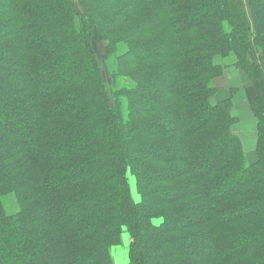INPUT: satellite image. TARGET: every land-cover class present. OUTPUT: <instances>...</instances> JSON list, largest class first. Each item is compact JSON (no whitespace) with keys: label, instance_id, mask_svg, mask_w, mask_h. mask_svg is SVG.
I'll use <instances>...</instances> for the list:
<instances>
[{"label":"trees","instance_id":"trees-1","mask_svg":"<svg viewBox=\"0 0 264 264\" xmlns=\"http://www.w3.org/2000/svg\"><path fill=\"white\" fill-rule=\"evenodd\" d=\"M247 1L0 0V264H264V0ZM228 67L257 91L253 161L216 97Z\"/></svg>","mask_w":264,"mask_h":264},{"label":"rangeland","instance_id":"rangeland-1","mask_svg":"<svg viewBox=\"0 0 264 264\" xmlns=\"http://www.w3.org/2000/svg\"><path fill=\"white\" fill-rule=\"evenodd\" d=\"M243 11L248 15V1L238 0ZM93 47L96 51L97 57L100 60L102 74L106 83L110 82L109 73L104 63V45L99 38L98 32H95L93 38ZM257 49H260L259 47ZM215 86L217 90V99L229 98L232 99L231 112L237 117L238 121L233 125V132L241 139L247 158L251 161L255 160V145L257 141V118L251 111L249 101L257 94H252V90L256 88L251 83L250 79L242 70L235 67H228L225 73L215 79ZM254 90V91H255ZM132 193L137 198L135 188L132 181ZM12 198L7 200V204H12ZM127 241L123 245L112 247L111 253L116 262H124L127 259L126 254Z\"/></svg>","mask_w":264,"mask_h":264},{"label":"crops","instance_id":"crops-1","mask_svg":"<svg viewBox=\"0 0 264 264\" xmlns=\"http://www.w3.org/2000/svg\"><path fill=\"white\" fill-rule=\"evenodd\" d=\"M255 90V89H254ZM254 90H252V96L254 95V94H256V90L254 91Z\"/></svg>","mask_w":264,"mask_h":264}]
</instances>
